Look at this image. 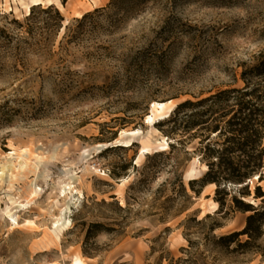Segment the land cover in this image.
<instances>
[{
    "label": "rangeland",
    "instance_id": "rangeland-1",
    "mask_svg": "<svg viewBox=\"0 0 264 264\" xmlns=\"http://www.w3.org/2000/svg\"><path fill=\"white\" fill-rule=\"evenodd\" d=\"M34 1L17 0L19 17L0 0V173L12 152L45 157L14 161L13 189L0 179V264H264V237L246 251L219 242L248 216L231 196L219 211L216 185L190 189L208 170L200 139L170 153L173 124L146 123L155 102L245 86L264 57V0ZM258 178L232 194L260 204Z\"/></svg>",
    "mask_w": 264,
    "mask_h": 264
},
{
    "label": "trees",
    "instance_id": "trees-1",
    "mask_svg": "<svg viewBox=\"0 0 264 264\" xmlns=\"http://www.w3.org/2000/svg\"><path fill=\"white\" fill-rule=\"evenodd\" d=\"M52 10L63 21L59 11L53 7L45 11ZM33 14L32 9L29 17ZM242 80L245 83L243 88L221 89L195 102L178 104L167 119L173 124L170 134L177 142L169 145L170 153L187 140L200 139L197 152L208 165V170L201 179L189 182L192 192L200 196L205 187L214 184V199L219 204V211L224 209L225 199L231 196L232 208L248 214L241 231L219 238L224 246L236 243L237 249L246 251L260 246L259 242L264 237V192L260 186L255 188L254 197L261 203L254 205L231 191L255 176H259V181L263 180L264 57L244 70ZM238 191L243 198L251 195L248 185ZM99 226L92 225L88 237ZM243 236L247 237L244 242L240 241Z\"/></svg>",
    "mask_w": 264,
    "mask_h": 264
},
{
    "label": "bare ground",
    "instance_id": "bare-ground-1",
    "mask_svg": "<svg viewBox=\"0 0 264 264\" xmlns=\"http://www.w3.org/2000/svg\"><path fill=\"white\" fill-rule=\"evenodd\" d=\"M13 1V4H14V8H13V11L16 15H18L20 17V8L18 6V2L17 0H12ZM99 0H90L89 3L92 7V9L97 5ZM41 3L39 1H34L33 3V6H39ZM48 6H51V5H54V3H52L51 1H48ZM57 5L61 6L58 2H57ZM26 7V12H25V16H29L30 13H31V8L28 6V5H25ZM62 9H64L62 6H61ZM176 108V104L172 101V100H169V101H166V102H155L152 107H151V113L147 116V120H146V123H153L155 122L156 120L158 119H167L171 116L172 112L174 111V109ZM135 132V131H133ZM119 145H122V146H130V143H126V142H119ZM169 144H168V140H164V144L160 147H163L164 149H161V150H166L168 148ZM151 152V149L150 148H143L141 151H140V156H139V159H138V162L139 163L144 157H145V154L146 153H150ZM32 156L34 159L38 160L39 162H41L42 160H44L45 157L41 156V155H38L34 152H32L31 150L27 149V150H23L21 151L20 153H15V152H12L8 155V159H10V161L8 160V162L6 163V165H4L2 167V173H0V179L3 177V175L6 173H9V176H10V184H9V189H13L14 185H13V181H16L17 180V175L14 174V170L16 169V163L15 162H18L20 164V168H24L25 165H27V160L25 159L26 156ZM14 156V158H13ZM53 158V157H52ZM15 161V162H14ZM207 169V168H206ZM19 170V169H17ZM258 176H255V179H257ZM71 180H74L73 178H71ZM129 182V179H123L121 184H120V190L122 191L127 183ZM70 185V184H69ZM33 186H35V184L33 183ZM210 187H215L214 184L210 185ZM71 188H74V186H71L68 188V190H70ZM37 194L35 192V190H32L31 192V196L32 197H35ZM9 202L11 203V205H16L15 208H20L22 207V205L19 203H17V200L13 197H9ZM215 206H218L217 203H215ZM16 221V220H14ZM17 225V223H16ZM62 226H64V223H60V220H58L56 222V225H55V228L57 230H59ZM81 264V262H79Z\"/></svg>",
    "mask_w": 264,
    "mask_h": 264
},
{
    "label": "crops",
    "instance_id": "crops-1",
    "mask_svg": "<svg viewBox=\"0 0 264 264\" xmlns=\"http://www.w3.org/2000/svg\"><path fill=\"white\" fill-rule=\"evenodd\" d=\"M210 186V185H209Z\"/></svg>",
    "mask_w": 264,
    "mask_h": 264
}]
</instances>
